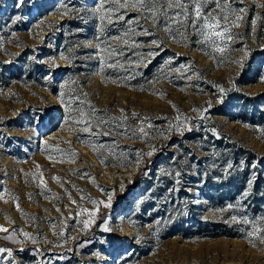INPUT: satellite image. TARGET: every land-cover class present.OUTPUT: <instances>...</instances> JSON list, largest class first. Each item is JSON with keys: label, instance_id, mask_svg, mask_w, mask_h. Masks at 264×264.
<instances>
[{"label": "rangeland", "instance_id": "374dc122", "mask_svg": "<svg viewBox=\"0 0 264 264\" xmlns=\"http://www.w3.org/2000/svg\"><path fill=\"white\" fill-rule=\"evenodd\" d=\"M201 2L0 0V264H264V0Z\"/></svg>", "mask_w": 264, "mask_h": 264}, {"label": "snow or ice", "instance_id": "6c2138e0", "mask_svg": "<svg viewBox=\"0 0 264 264\" xmlns=\"http://www.w3.org/2000/svg\"><path fill=\"white\" fill-rule=\"evenodd\" d=\"M103 2V0H102ZM112 3L117 5L118 7H123V6H127V0H112ZM137 3L141 6V7H145L148 8L152 11L153 13V19H155V11L157 8V4L158 3H163L164 7H169V8H177L180 9L182 13H184L186 16L189 15V12L191 10L192 13H194V19L195 20H203L204 27H207L209 29H218L221 27V20H228L227 16H222V17H215L212 16L211 13H202V8H203V3L201 2V0H137ZM214 3L216 4V6L218 8H221V11H223V8L220 5V0H214ZM133 7H135L136 5L133 4ZM240 11H244L243 8L240 9ZM117 19L123 20L124 17L118 16ZM169 19H172L171 17H169ZM236 21H239L242 19L241 16H236L235 17ZM193 27H199V25L193 23L192 25ZM235 26H239L238 24H235ZM213 33H209V36L206 38H210V36ZM215 35L219 36L221 35L220 32H215ZM113 39H118V37H113ZM86 131L88 129H85ZM141 131H143V129H141ZM152 153L149 152L148 155H151ZM18 207V205H17ZM0 231L3 232H8L9 230L6 228H3V226H0ZM24 236H29V233L25 232L23 233ZM7 252L9 255H11V251L4 249V248H0V253H4Z\"/></svg>", "mask_w": 264, "mask_h": 264}, {"label": "trees", "instance_id": "16d2710c", "mask_svg": "<svg viewBox=\"0 0 264 264\" xmlns=\"http://www.w3.org/2000/svg\"><path fill=\"white\" fill-rule=\"evenodd\" d=\"M148 39V36H142L140 37V42L141 41H144ZM152 66V64H149L148 66L146 65L145 67H143V72L141 73V75H143L145 78H148V75L150 73V71L148 69H150V67ZM147 72V74L145 73ZM243 175V176H242ZM240 180H243L242 178H244V173L243 171H239L238 172V175ZM253 190H252V196L255 198V200L258 202L259 200H262L264 201V178L260 177V179H257L255 181H253ZM227 234H231L232 232L227 230L226 231ZM203 234H207V235H210V234H219L217 231H214V230H210L208 232H205Z\"/></svg>", "mask_w": 264, "mask_h": 264}]
</instances>
